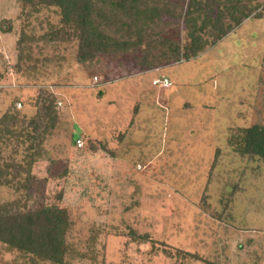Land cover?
Masks as SVG:
<instances>
[{"label":"rangeland","instance_id":"obj_1","mask_svg":"<svg viewBox=\"0 0 264 264\" xmlns=\"http://www.w3.org/2000/svg\"><path fill=\"white\" fill-rule=\"evenodd\" d=\"M248 4L215 45L139 75L133 57L78 64L55 7L0 0V116L12 102L32 116L39 88L62 103L33 165L25 138L0 144V165L22 167L0 204L64 210L65 264H264V160L240 153L245 130L264 126V0ZM161 76L171 88L152 86ZM0 264L53 263L0 243Z\"/></svg>","mask_w":264,"mask_h":264},{"label":"trees","instance_id":"obj_2","mask_svg":"<svg viewBox=\"0 0 264 264\" xmlns=\"http://www.w3.org/2000/svg\"><path fill=\"white\" fill-rule=\"evenodd\" d=\"M20 1L28 7L58 10L61 22L77 40L78 64L91 67L108 57L122 65L123 57H133L140 73L196 57L225 38L251 13L249 0ZM181 24L186 39L182 47L178 41ZM50 35L46 37L50 36L48 42L59 38L57 33ZM26 40L24 34L18 45ZM37 92L36 110L29 118L15 109L14 102L0 116V144L10 137L25 138L32 151L28 166L40 159V147L55 128L60 102L52 88H39ZM103 149L109 154L113 150L106 145ZM240 153L264 160V126L252 125L245 130ZM18 168L22 167L0 165V186L9 184L6 177L11 169L12 180L17 179ZM68 228L66 212L56 205L33 210L26 203L0 204V243L32 259L65 264Z\"/></svg>","mask_w":264,"mask_h":264},{"label":"built area","instance_id":"obj_3","mask_svg":"<svg viewBox=\"0 0 264 264\" xmlns=\"http://www.w3.org/2000/svg\"><path fill=\"white\" fill-rule=\"evenodd\" d=\"M93 80H94L93 83H94V84H97V82H98V78H97V77H94ZM152 85H153V86H157L159 89H168V88H170V87L172 86L171 82H170L167 78H165V77H163V78H161V79H158V80H154V81H152ZM1 88H2V86H0V90H1ZM61 105H62V103L59 102V103H58V107H60ZM19 106H20V105H18V107H19ZM75 143H76V146H77L78 148H82V147H83L82 139L78 138V139L75 141Z\"/></svg>","mask_w":264,"mask_h":264},{"label":"crops","instance_id":"obj_4","mask_svg":"<svg viewBox=\"0 0 264 264\" xmlns=\"http://www.w3.org/2000/svg\"><path fill=\"white\" fill-rule=\"evenodd\" d=\"M161 69V68H160ZM157 70H159V69H157ZM154 71H156V70H154ZM148 72H150V71H148ZM145 73H147V72H145ZM141 74H143V73H139V75H141ZM139 75H136V76H139ZM162 77V76H161ZM163 78V77H162ZM161 79V78H160ZM154 80H158V78H153L152 79V81H154ZM152 81H151V83H152ZM105 85H107V84H105ZM153 86V85H152ZM153 87H157V86H153ZM172 87V86H171ZM170 87V88H171ZM100 89H102L101 91L103 92V91H105L106 89L104 88V86H102V88H100ZM169 89V88H168ZM157 90H158V87H157ZM164 91V90H163ZM106 93V95H108V92L106 91L105 92ZM159 93V92H158ZM157 93V94H158ZM158 95H156V97H155V101H156V103L157 104H155L156 106L158 105V106H160V107H162L161 106V104H160V101H158V97H157ZM159 96H160V94H159ZM110 98V97H109ZM111 100H112V98H110ZM160 100V99H159ZM113 101V100H112ZM167 103H168V101H166ZM157 106V107H158ZM167 106V105H166ZM139 107H142L141 105H135L134 107H133V112L135 113V112H137L138 111V109H139ZM164 107V106H163ZM166 108V107H165ZM138 114H139V111H138ZM138 114L136 115V116H128L127 118H126V122H130V121H133L132 119H134V122H135V119H136V117L138 116ZM127 124V123H126ZM95 140H99V139H95ZM108 146V145H107ZM238 229H240V228H238ZM244 229V228H243ZM249 241V240H248ZM247 243H245V245H246ZM249 244L251 245L252 243L249 241ZM257 248H259V247H257Z\"/></svg>","mask_w":264,"mask_h":264}]
</instances>
